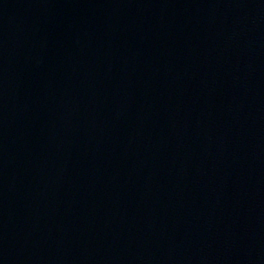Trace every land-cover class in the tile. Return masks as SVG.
<instances>
[{
    "label": "water",
    "instance_id": "obj_1",
    "mask_svg": "<svg viewBox=\"0 0 264 264\" xmlns=\"http://www.w3.org/2000/svg\"><path fill=\"white\" fill-rule=\"evenodd\" d=\"M0 264H264V0H0Z\"/></svg>",
    "mask_w": 264,
    "mask_h": 264
}]
</instances>
